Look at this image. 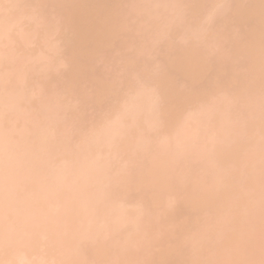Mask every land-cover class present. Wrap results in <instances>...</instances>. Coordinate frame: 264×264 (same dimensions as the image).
Wrapping results in <instances>:
<instances>
[{
	"label": "bare ground",
	"instance_id": "1",
	"mask_svg": "<svg viewBox=\"0 0 264 264\" xmlns=\"http://www.w3.org/2000/svg\"><path fill=\"white\" fill-rule=\"evenodd\" d=\"M163 1L0 0V264H25L40 254L51 264H264V0ZM12 20L22 28L13 30ZM131 51L136 58L128 60ZM118 85L141 100L128 104ZM101 93L113 95L108 107ZM92 108L96 114L87 118ZM157 108L160 116H149ZM145 115L147 127L138 125ZM108 120L115 134L104 143L98 124ZM123 129L131 136L121 138ZM169 134L180 142L208 139L204 152H216L201 163L208 169L197 163L204 153L196 145L169 149ZM59 137L62 150L48 155L57 147L47 142ZM90 138L109 148L89 145ZM77 141L83 154H93L91 165L116 156L124 170L115 167L122 173L111 170L109 178V167L83 170L70 150ZM103 175L104 183L93 182ZM87 193V202L74 204L81 220L70 217L75 208L61 215L56 202ZM52 218L61 225L51 227ZM131 218L134 229L118 236ZM205 235L219 241L204 242Z\"/></svg>",
	"mask_w": 264,
	"mask_h": 264
},
{
	"label": "rangeland",
	"instance_id": "2",
	"mask_svg": "<svg viewBox=\"0 0 264 264\" xmlns=\"http://www.w3.org/2000/svg\"><path fill=\"white\" fill-rule=\"evenodd\" d=\"M145 1H147V0H145ZM193 1H194V0H193ZM195 1H197V0H195ZM163 2H165V0H164ZM166 2H167V1H166ZM145 3H147V2H145ZM148 4H149V3H148ZM7 15H8V16H7ZM7 15L5 14V16H6L5 19H7V17H10V15H9L8 13H7ZM219 15H221V17H223L222 15H224V14L221 13V14H219ZM13 16H14V15H13ZM13 16H12V17H13ZM14 17H15V16H14ZM224 17H225V16H224ZM218 19H220V18H218ZM222 19H223V18H221L220 21H221ZM12 21H13V22H12V29H13V30H18V29L20 28V26H21V28H22V25H21V24H19L20 26L17 25V24H18L17 22H19V21H17L16 23L14 22V20H12ZM55 21H56V20H55ZM59 22H60V21L58 20V24L60 25ZM14 23H15V24H14ZM19 23H21V22H19ZM30 23H31V22H30ZM54 23H57V21L54 22ZM202 23L205 24L206 22L204 21V22H202ZM51 24H52V26H53V23H51ZM58 24H56V25H58ZM106 24H107V23H106ZM203 24H202V25H203ZM23 26H24V25H23ZM54 26H55V25H54ZM21 28H20V29H21ZM137 31H138V29L135 31V33H137ZM199 32H201V31H199ZM203 32H204V34H208V31H202V32L200 33V35H202ZM197 33H198V32H197ZM197 33H196V34H197ZM38 34H39V33H38ZM198 34H199V33H198ZM198 34H197V35H198ZM197 35H196V37H197ZM34 36L36 37V35H34ZM194 36H195V34H194ZM198 36H199V35H198ZM35 37H33V38H35ZM35 39H37V38H35ZM38 39H39V37H38ZM38 39H37V41H38ZM159 41H160V40H159ZM164 41H165V40H162V42H159V43L157 42V46H158V44H160V43L163 44ZM36 43H37V42L35 41L34 44L37 45ZM34 44L32 43V44L29 45V46L35 48ZM162 44H161V45H162ZM155 45H156V44H155ZM161 45H160V46H161ZM130 50H133V52H134V48H133V49L131 48ZM127 52H129V50H128ZM130 53L132 54V51H131ZM158 54H159V53H158ZM51 55L56 56V57H57V55H58V58H59V54H58V53H57V54H52V53H51ZM159 55H161V54H159ZM206 55H207V57H209L210 59H215V57H214V52H210V51H209V52H207ZM130 56H131V55H130ZM132 56H133V54H132ZM156 56H158V55H156ZM134 57L136 58V54L133 56V58H132V57H128V60H129V58H130V59H135ZM49 58H50V57H49ZM52 58H53V57H52ZM52 58H51V59H52ZM157 58H158V57H157ZM38 59H39V58H37V60H38ZM53 59H54V58H53ZM122 61H123V60H122ZM122 61H121V62H122ZM125 61H126V60H125ZM125 61H123V62H125ZM38 62H39V61H38ZM119 62H120V60H119L117 63H119ZM120 65H122V63H121V64H118L117 66H120ZM113 67H115V66H112V67H111V69H110L111 72H116L117 69H119V67H118L117 69H115V68L113 69ZM100 68H101V67H100ZM34 69H35V68H34ZM30 70H31V72L34 71L32 68H31ZM103 70H104V69H102V71H103ZM34 72H35V71H34ZM150 72H151V71H150ZM32 73H33V72H32ZM153 73H154V72H153ZM153 73H152V76H153ZM149 74H150V75H149ZM148 77H151V73H148ZM111 83H112V85H113L114 83H117V81H115L114 83H113V81H111ZM111 83H110V84H111ZM118 86H119V85H118ZM121 86H122V85H121ZM118 88H121V87L119 86ZM17 89H18L19 92H23V91L25 90V84H24L23 82L18 83V84H17ZM122 89H123V90H122ZM125 89H126V87H125ZM125 89H124V87L121 88V92L124 91ZM116 91H117V90H116ZM119 91H120V89H118V91H117V93H116L117 95H118ZM126 91H128V89H126ZM122 93H123V92H122ZM122 93H119V94L122 95ZM103 94H104V93H103ZM103 94L101 93V96H103ZM105 94H107V93H105ZM105 94H104V97L107 96V95L105 96ZM116 94H115V95H116ZM108 95H111V93H108ZM123 95H124V98L126 97L125 99L123 98ZM123 95H122V97L120 98L121 101H122L123 99H124L125 101L127 100L126 102H127L128 104H130V105L135 104V102H136V104H137L138 99H140V98H139V95H138L136 92H132V91L125 92ZM118 96H120V95H118ZM107 97L110 99L109 103L107 102V104H108L107 107H108L109 105H111L110 102L112 101L111 98L113 97V95H112V97H110V96H107ZM108 98H106V101H108ZM60 99H63V100H59L60 104L63 103V102H65L64 100H66V99H64V98H60ZM140 100H141V99H140ZM57 101H58V100H57ZM32 102H33V101H32ZM59 102H56V101H55L56 104H55V105L53 104L54 107H52L51 112L55 111V113H56V112L58 111L57 108H58V107L61 108V107L59 106V105H60ZM123 102H124V101H123ZM112 103H113V102H112ZM10 104H11V100H7V101H5L1 106H3V107H8ZM57 104H58V105H57ZM64 104H65V103H64ZM64 104H62V105L64 106ZM133 106H134V105H133ZM158 106H159V105H158ZM111 107H112V106H110V108H111ZM130 108H131V106H130ZM133 108H134V107H133ZM133 108H132V109H133ZM106 109H107V108H106ZM132 109H131V110H132ZM160 109H161V108H157V110H155V113H154V114H151V115H149V116H153V117H154V116L156 115L157 117H159V116H160V113H161L160 111H162V110H160ZM206 109L211 110L212 108L208 106V108H206ZM56 110H57V111H56ZM59 110H62V109H59ZM107 110L109 111V113H107L108 115H110V116H111V115L114 116L113 114H110V112H112V111H110V110H112V109L109 110V108H108ZM65 111H66L65 113H68V114H69V112H67V111H69V109H67V110H65ZM130 112H131V111H128V113H127V112H125V113H126V115H127V114H129ZM132 112L135 113L136 111L132 110ZM132 112H131V113H132ZM188 112H189V111H188ZM188 112H187V113H188ZM84 113H85V112H84ZM86 113H87V115H88V116L86 115V117H87V118H90V116H93L94 114H96V109H95V108H92V109H86ZM125 113H124V116H125ZM136 113H137V112H136ZM151 113H152V112H151ZM187 113H186L185 115H188V116H189V113H188V114H187ZM68 114H67V115H68ZM148 114H149V113H148ZM148 114H146V115L148 116ZM192 114H193V113H192ZM192 114L190 113V116H191ZM132 115H133V114H132ZM146 115L144 116L145 118H143V117H141V116H139V117L137 116V118L134 117L133 120L135 121V118H136V120H137V121H136L137 124H138V122H139V124H140V122H141V124H143L144 126L146 125L145 127H147L148 119H150L151 117H150V118L147 117V118H148V119H147V118H146ZM53 116H54V114H52L51 117H53ZM110 116H108V117H110ZM118 116H119V115H118ZM118 116H116L115 118H118ZM128 116H129V115H127L125 118L127 119ZM134 116H135V114H134ZM120 117H121V116H120ZM120 117H119V118H120ZM184 117H185V116H184ZM119 118H118V119H119ZM129 118H131V114H130V116L128 117V119H129ZM122 119L124 120V117H123V116H122ZM131 119H132V118H131ZM131 119H129V121L132 122ZM110 120H111V119H110ZM110 120H108V122H106V123H105V121H106V120H105V121L101 122L100 125L98 124V126L100 127V129H99V131H100V132H99V136H100V138L102 137L101 140H102L103 142H104V140L106 141V139H108L107 137H109V136H108V135H110L109 133L112 134V131H113V129H111V132H110V125H109V124H110V123H109ZM114 120H115V119H114ZM116 120H117V119H116ZM111 121H113V120H111ZM126 121H127V120H125V123L121 122V124L117 121V123L120 124L121 126H122V124H123V127H126L125 125L128 126V124H126V123H129L128 121H127V122H126ZM134 121H133V122H134ZM114 122H115V121H114ZM114 122H113V123H114ZM113 123L111 122L112 125H113ZM75 124H76V123H74V122H72V123L70 122V125H72V126L75 125ZM135 124H136L135 122H134V125L131 124L132 127L135 126ZM139 124H138V125H139ZM120 125H118V126L116 125V127L113 126L112 128H115V129H117V128H121V129H122V127H120ZM33 126H34V130L37 131V127H39L38 124L33 125ZM68 126H69V124H67V126L65 127L66 130L69 129ZM129 126H130V125H129ZM141 126H142V125H140V127H141ZM137 127H139V126H137ZM161 127H162V126H161ZM161 127H159V129H157V132H158V133H160V132L162 131V129L164 128V127H163V128H161ZM133 128H134V127H133ZM133 128H131V129H133ZM135 128H136V127H135ZM135 128H134V129H135ZM160 128H161V129H160ZM121 129H120V131H121ZM127 129H128V130H127ZM127 129H123L122 131H123V132H124V130H125V132H126V130L129 131L130 128L127 127ZM146 129H147V128H146ZM148 130H149V129H148ZM159 130H160V131H159ZM130 131H132V130H130ZM143 131H144V130H143ZM149 131H150V130H149ZM41 132H43V131L40 130V131L37 132L36 134H39V135H40ZM117 132H118V129H117ZM144 132H145V135H146V134H147V133H146V130H145ZM113 133H114V131H113ZM126 133H127V134H124V133H121V132H120L119 134H121L122 137H121L120 135H119V136H120L121 138H125V135H129L128 133H130V132H126ZM131 133H132V132H131ZM131 133H130V134H131ZM148 133H149V132H148ZM152 133H153V130H152ZM114 134H115V133H114ZM123 134H124V136H123ZM150 134H151V131H150V133L147 134V135H150ZM172 134H173V133H172ZM172 134H169V137L167 136V137L169 138V140L171 141V143H170L171 145L168 144V145H170L168 148L171 149V150H174V151H176V149H178V148H180V147L182 148L183 146L185 147V146L191 145V146L194 147V145H196L198 148H200V152H201V150H203V148H206L205 145L208 146V144H209V141H208V139H206V138H202V139H194V138H193V139H190V138H188L187 140H184V141L180 142L179 140L177 141V138H176V137H177V134L175 135V137L170 138V136H172ZM174 134H175V133H174ZM112 135H113V134H112ZM112 135H111V136H112ZM117 135H118V133H117L116 135H114V137L117 136ZM154 135H155V134H154ZM99 136H98V137H99ZM106 136H107V137H106ZM111 136H110V138H111ZM129 136H131V135H129ZM117 137H118V136H117ZM117 137H115V138H117ZM103 138H106V139H103ZM110 138H109V139H110ZM112 138H113V136H112ZM126 138H127V137H126ZM59 139H60V137L57 138V139L55 138L53 141H48V142H47L49 146H54V147L56 146V147H57V148H55V149H52L51 152H50L48 155L54 153L56 150H62L60 147L57 146V144L59 143V142H58ZM90 139H91V138H90ZM210 139H211V138H210ZM112 140H113V139H112ZM157 140H158V139H157ZM236 140H240V139H238V137H237ZM92 141H93V142H92ZM210 141H211V140H210ZM107 142H109V141H107ZM158 142H160V141H158ZM161 142H162V141H161ZM88 143H90L89 145H91V143H94V140L91 139V142H88ZM104 143H106V142H104ZM104 143H102V144H104ZM94 144L96 145L95 147H97V148L100 147V146L102 145L101 143H99V145H100V144H101V145H100V146H97L98 144H97L96 142H95ZM199 144H200V147L198 146ZM201 144H202V145H201ZM69 145H70V150L72 149V151L75 153V156H76V158H77V160H75V161H76L77 163H79V165L81 166V168H82L83 170L86 169L87 172H91V173H95V174H97V173L99 172L100 169H103V171H104V169L106 168V170L109 169V171H108V172L105 171V172H106L105 174L107 175V174L109 173V174L111 175L114 171L119 172L118 169H119L120 171H121L122 169L124 170V168L122 167V166H123V162H122V163H119V162L122 161V160L120 159L121 157H118L120 161L118 160V158H117L116 156H114V159H113V157H112V159H113L112 163H113L114 161L116 162V163L114 162V164H112V163H111V159H108L107 162L103 160V159H104L106 156H108V155H106V156L104 155L105 157H101V155H100L98 158L101 157L102 160H100V161H101L100 163H102V164L99 163V164H97V165H91V163H93V161H92L93 154H90V153H85V154H83V153H84L83 150H84L85 147H84L83 150H82V147H83V146H82V145H83L82 142L79 143V141H77V142H75V143H69ZM84 145H85V144H84ZM105 145H108V144H105ZM105 145H102V146L100 147L101 149H99V150H102V147L105 146ZM159 145H161V144H159ZM165 145H166V144H165ZM168 145H167V146H168ZM91 146H94V145H91ZM204 146H205V147H204ZM95 147H94V148H95ZM170 147H171V148H170ZM189 147H190V146H189ZM197 147H195V148H197ZM103 148L108 149L109 147L106 146V147H103ZM110 148H111V147H110ZM166 148H167V147H166ZM168 148H167V150H168ZM185 148H186V147H185ZM228 148H229V147H228ZM228 148H227V150H226V149H224V150H226V151L228 152ZM230 148H231V147H230ZM230 148H229V150H231ZM171 150H170V151H171ZM180 150H181V149H180ZM182 150H183V149H182ZM197 150H198V149H197ZM93 151H97V150L94 149ZM93 151H92V152H93ZM178 151H179V150H177V152H178ZM226 151H225V152H226ZM198 152H199V151H198ZM202 152H203L204 154H202ZM202 152H201V154H202L201 158H198V161H197V158H196L195 163H196V161H197V163L201 165V166L199 165L200 167H202V166L206 167L205 165H208V163H206V162L209 161V160H211V159H213V158L215 157L214 154H215L216 152H215L214 154H212V152H209V151L206 152V149H205V152H204V150H203ZM209 153H210V154H209ZM110 154H111V152H110ZM179 154H180V153H179ZM179 154L177 155V158H179V157H178ZM198 154H199V155H198L197 157H200L201 154H200V153H198ZM180 155H181V154H180ZM102 156H103V155H102ZM36 157H38V155H37ZM110 157H111V155H110ZM115 157H116V160H115ZM208 158H210V159H208ZM105 159H107V157H106ZM179 159H180V158H179ZM181 159H182V157H181ZM4 160H5V159L0 158V162H3V163H4ZM109 160H110V161H109ZM117 160H118L119 162H118ZM108 161H109V162H108ZM203 162H205V165H202V164H204ZM209 162H210V161H209ZM68 163H69V162H67V164H68ZM110 163H111L112 165H111ZM118 163H119L120 165H118ZM195 163H194V164H195ZM197 163H196V165H197ZM201 163H202V164H201ZM0 164H1V163H0ZM67 164H66V162H65V164L63 163V165H61L62 167H60V168L63 169V171L61 170V172H64V171H66V170L68 169V165H67ZM121 164H122V166H121ZM113 165H115V166H113ZM209 165H210V163H209ZM69 166H70V164H69ZM117 166H120L122 169H121L120 167H119L118 169L115 168V167H117ZM197 166H198V165H197ZM108 167H109V168H108ZM207 167H208V166H207ZM207 167H206V168H207ZM107 168H108V169H107ZM113 168H114V169H113ZM202 169H203V167H202ZM207 169H208V168H207ZM111 170H114V171L112 172ZM203 170H204V169H203ZM110 171H111L112 173H111ZM100 172H101V171H100ZM119 173H122V172H119ZM45 174H46V175H45ZM45 174H44V176H43V179H45V180L47 179V180H48L49 177L51 176V170L49 171V169H48L47 172L45 171ZM109 174L107 175L108 178H109ZM106 175H105V176H106ZM172 175H176V176H177V174H174L173 172H172ZM178 175H179V174H178ZM173 177H174V176H173ZM197 177H198V176H197ZM104 178H105L104 175H103V177L100 176V177L94 178V179H93V182H97V183H98V182H102V181H103V183H104V182L107 180V178H105L106 180H105ZM175 178H177V177H175ZM175 178H174V179H175ZM186 178H188V177H186ZM146 179H147V178H146ZM148 179L150 180L149 176H148ZM188 179H191V178H188ZM188 179L185 180V178H184V181H188ZM0 180H1V177H0ZM9 180H10V179H8L7 181H9ZM47 180H46V181H47ZM104 180H105V181H104ZM149 180H148V181H149ZM182 180H183V179H182ZM10 181H11V180H10ZM46 181H45V182H46ZM180 181H181V180H180ZM189 181H190V180H189ZM11 182H12V181H11ZM11 182H6V184H8V183L10 184ZM103 183H102V184H103ZM181 183H185V182H182V181H181ZM181 183L179 182L180 185H181ZM187 184H188V182L185 183V186H186ZM81 185H82V187H83V185H85V184H84V183H81ZM90 186H91V185H89L88 187H87V186H85V187H87V189H89ZM181 186L183 187V185H181ZM7 188H8V186H7ZM60 188H63V187H60ZM60 188H59V189H60ZM64 189H66L65 191L67 192L68 189H67L66 187H65ZM83 193H84V192H83ZM88 195H89L88 193H87V194L77 195L76 197L74 196L75 198H74V197H73V198L71 197L72 199L70 198V200L67 199V197H66V199L68 200V202L66 201V199H63V198H62V200L66 201L67 203L61 201V202H63V203L61 204V205H62V206H61V205L59 204V203H61V202H59V203L56 202V204H58L57 207L60 206L59 209L62 211V214H61V211H60L59 213H60L61 215H63V210L66 211V210L69 209V208H70V209H71V208H75L76 206H74V204L80 206V203H79V202H87V201H84V199H87L86 196H88ZM63 197L65 198V196H63ZM58 200L60 201V197H58ZM58 200H57V201H58ZM87 200H88V199H87ZM78 203H79V204H78ZM231 204H232V203H231ZM72 206H74V207H72ZM129 207L131 208L132 206H129ZM163 207H164V206H163ZM163 207H162V208H163ZM77 208H78V207H77ZM77 208H75V209H71V211L74 210V214H75V213H76L75 211H77ZM125 208H126V209H124L125 212L129 211V210H128V209H129L128 207H125ZM127 208H128V209H127ZM165 208H166V207H165ZM57 209H58V208H57ZM59 209H58V210H59ZM134 209H136V208L134 207ZM163 209H164V208H163ZM126 210H127V211H126ZM165 210H166V209L162 210V209L160 208V209L158 210V212L161 213L162 211H165ZM130 211H131L130 213H132V208L130 209ZM57 212H58V211H57ZM68 212H70V210H68ZM77 212H79V208H78V211H77ZM133 212H134V211H133ZM70 213H71V212H70ZM70 213H69V215H70V217L72 216L73 219H74V217L77 216V217H78L77 219L81 220V219H80L81 214H80V215H77V214H79V213H77V214H75V215L73 214V215H74V216H73V215H72L73 211H72L71 214H70ZM128 213H129V212H128ZM203 214H206V213H202V215H203ZM64 215H65V214H64ZM148 215H149V214H148ZM150 215H151V214H150ZM150 215H149L147 218H150ZM79 216H80V217H79ZM144 216H147V215H144ZM70 217H69V218H70ZM72 217H71V218H72ZM140 217H141L142 220H143V216H140ZM152 217H153V216H152ZM152 217H151V219H152ZM204 217H205V216H204ZM63 218H64V217H63ZM63 218H61V221H63V220H62ZM69 218H68V220H69ZM147 218H146V219H147ZM132 219H135V218H131V219H129L131 223H128V222L126 221L127 224H125L124 226L122 225V227L119 229L120 231L118 230V232H120V233H117L118 236H123V235H119V234H121V231H124V230H126V229H130V226L133 224L132 222L134 221V220H132ZM138 219H139V221L137 220L138 222L135 220L137 223H139L140 220H141L140 218H138ZM65 220H66V219H65ZM65 220L63 221L64 223H62V224H65V222H66ZM68 220H67V222H69ZM70 220H71V222H72V219H70ZM144 220H145V218H144ZM73 221H74V220H73ZM156 221H157V220H155V224H156V225H159V224H158L159 222H156ZM206 221H207V220H206ZM206 221H205V223H206ZM208 221H209V220H208ZM210 221H211V218H210ZM57 222H59V223L57 224ZM71 222H70V223H71ZM74 222H75V221H74ZM74 222H72V223H74ZM79 222H80V221H79ZM60 223H61L60 220H57L56 218L49 219V221H48V224H49L51 227H52V226L59 225ZM76 223H78V222H76ZM205 223H204V224H205ZM55 224H56V225H55ZM66 224H68V223H66ZM66 224H65V225H66ZM78 224H80V223H78ZM134 224H135V222H134ZM134 224H133V225H134ZM155 224H154V225H155ZM60 225H61V224H60ZM60 225H59V226H60ZM136 225H138V224H136ZM136 225H135V226H136ZM156 225H155V226H156ZM62 226H63V225H62ZM205 226H206V225H205ZM57 227H58V226H57ZM119 227H120V226H119ZM117 228H118V227H117ZM201 228H203V226H202ZM133 229H134V228L131 227L130 230H133ZM114 230H115V231H114ZM114 230H111V231L114 232V233L116 234V229L114 228ZM111 231H110V233H112ZM133 232H134L135 234H134ZM55 233H57V232H55ZM110 233H109V234H110ZM122 233H123V232H122ZM125 233H129V234L131 235V236L129 235L130 238L135 237V236L132 235V233H133L134 235H136V231H131V233L126 231ZM125 233H123V234H125ZM112 235H114V234H113V233L111 234V238L115 237V236H112ZM126 235H127V234H126ZM118 236H117V237H118ZM129 236H126V237L129 238ZM126 237H119V238H120V239H125ZM215 237H216V236H215ZM215 237H214V238H215ZM201 238H202V237H201ZM209 238H210V237H207V236L205 235L201 240H203V241H204V240H205V241L208 240V241H209V240H210ZM218 238H219V236L217 237V239L215 238L216 241H219ZM126 239H127V238H126ZM212 239H213V238H211L210 241L213 242V240H215V239H213V240H212ZM203 241H202V242H203ZM205 241H204V242H205ZM195 242L198 243V242H201V241H200V239H199V240H197V241L195 240ZM195 242H192V243H195ZM214 242H215V241H214ZM193 245H194V244H193ZM186 249H188V248H186ZM189 249L191 250V248H189ZM190 250H189V252L186 250V252H188V254H189V253H190ZM263 251H264V250H263ZM193 252H194V251H193ZM153 253H154V252H153ZM260 253H262V252H260ZM186 254H187V253H186ZM188 254H187V255H188ZM191 254H192V253H191ZM193 254H194V253H193ZM193 254L190 255V256H193ZM202 254H203V252H202ZM223 254H224V253H223ZM262 254L264 255V253H262ZM42 255H44V254H40L39 258H38V256H37V258H35V257H36V256H35V257H32V259H31V258H30V259H31V260H34V258H35L36 261H37V259H38L37 262L41 264L42 262H40L39 259H42ZM188 256H189V255H188ZM188 256H187V259L190 257V256H189V257H188ZM194 256H195L194 258H196L197 256H199V254H195ZM204 256H205V255H204ZM220 256H221V257L219 258V256H218V258H219V260L222 261V258H223L225 255L222 256V254H221ZM43 257H44V258L42 259V260L44 261L43 263L46 262V264H51V263H47V262H50V261H48L47 258H46V260H47V261H46V260H45V256H43ZM202 257H203V256H202ZM190 258H191V257H190ZM191 259H192V258H191ZM223 259H224V258H223ZM31 260L28 259V261H30V262H31ZM189 260H190V259H189ZM34 261H35V260H34ZM36 261H35V264H36ZM114 261H115V260L113 259V262H114ZM223 261H224V260H223ZM30 262H27V261H26L25 264H28V263H30ZM31 263L33 264V261H32ZM38 263H37V264H38Z\"/></svg>",
	"mask_w": 264,
	"mask_h": 264
}]
</instances>
